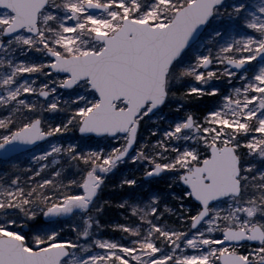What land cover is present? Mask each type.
<instances>
[{
  "label": "snow or ice",
  "instance_id": "1",
  "mask_svg": "<svg viewBox=\"0 0 264 264\" xmlns=\"http://www.w3.org/2000/svg\"><path fill=\"white\" fill-rule=\"evenodd\" d=\"M0 165V264H264V0H0Z\"/></svg>",
  "mask_w": 264,
  "mask_h": 264
},
{
  "label": "trees",
  "instance_id": "2",
  "mask_svg": "<svg viewBox=\"0 0 264 264\" xmlns=\"http://www.w3.org/2000/svg\"><path fill=\"white\" fill-rule=\"evenodd\" d=\"M214 103H215V98L206 97L201 102L200 105H193V107L191 108V111L195 112L197 115L202 117L203 114H205L207 108L211 107L212 104H214ZM127 174H129L128 170L126 168H122L119 172H117V174L115 175L113 180H117L118 183H119L120 179L122 178V175H127ZM135 174H136L137 177H141V173L140 172H136ZM160 180H158L157 184L152 185V187H149L148 189H150L153 192H157V193H167L169 191L168 184L164 183V182H161ZM143 183L147 184L146 182H143ZM115 191L118 194V199H117L116 194H114V196L112 198L113 200H111V201L119 203L120 200H121V197L127 195V191H126V189L125 190L116 189ZM175 203L176 202L169 200L168 201V206L169 207H174ZM121 211H122L121 209H118V212H116V214H115V212H112L111 209H108L107 210V216L109 218H112V219L109 222H107V224H110L112 221H116V223H123L122 220H120L121 218H117V217H119V216H117V214H121ZM108 212H109V214H108Z\"/></svg>",
  "mask_w": 264,
  "mask_h": 264
},
{
  "label": "rangeland",
  "instance_id": "3",
  "mask_svg": "<svg viewBox=\"0 0 264 264\" xmlns=\"http://www.w3.org/2000/svg\"><path fill=\"white\" fill-rule=\"evenodd\" d=\"M253 63H255V62H253ZM222 82V83H221ZM221 88H224L225 87V84H224V82L223 81H218V82H216ZM166 112H167V110H165ZM190 111H191V108H190ZM68 139H71L72 138V134H68V137H67ZM155 138H153V140H154ZM44 147H47V145L46 144H42L41 145V148H44ZM36 151L37 152H39L40 151V149H36ZM19 163H20V165H21V167H27L28 166V160L25 158V159H21L20 161H19ZM3 165H0V171H2L3 170ZM114 177L115 176H113L109 181H108V188H106L105 189V191H104V194H103V198L104 199H107V200H113L112 198H113V196H114V194H116V196H117V199H118V194H117V192L116 191H114V188H115V185H117L118 184V181L117 180H113L114 179ZM161 182H164V183H167V180L166 179H161L160 180ZM158 183V180H153L152 182H149V184H145L144 183V186H145V188L146 189H148L149 187H152V185H154V184H157ZM116 190V189H115ZM176 191H179L178 189L176 190ZM112 202V201H111ZM175 202V201H174ZM116 202H112V207H110V208H108V209H111V211L112 212H115V214H116V212H118V209L119 208H117L116 207ZM108 209H106V211H105V214H104V216L102 217V223H105V224H107V222H109L112 218H109L108 216H107V210ZM108 214H109V212H108ZM112 214V213H111ZM117 216H119V217H117V218H121L120 220H122V222L124 223V220H123V218H122V215L121 214H117ZM111 223H116V221H112ZM110 223V224H111ZM110 235H114V236H118L119 235V233H109Z\"/></svg>",
  "mask_w": 264,
  "mask_h": 264
}]
</instances>
